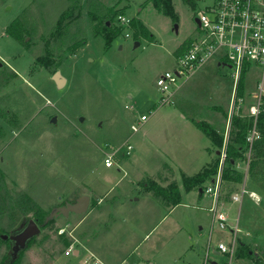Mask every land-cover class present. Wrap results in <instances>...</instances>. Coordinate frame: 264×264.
Wrapping results in <instances>:
<instances>
[{
	"label": "rangeland",
	"instance_id": "rangeland-1",
	"mask_svg": "<svg viewBox=\"0 0 264 264\" xmlns=\"http://www.w3.org/2000/svg\"><path fill=\"white\" fill-rule=\"evenodd\" d=\"M77 3L82 16L60 34V15ZM213 3L196 0L191 6L173 0L175 21L148 0H0V263L11 256L14 244L3 235L34 219L41 232L12 264H229L218 244L232 245L234 236L236 252L245 241L264 264V201L251 200L255 194L264 197V175L252 180V153L235 164L243 173L242 182H223L221 209L228 215L227 228L207 209L213 197L196 189L184 192L180 177L199 172L217 158L218 146L194 121L209 122L227 143L232 115L251 117L260 68L245 73L240 95L239 87L234 89V68L224 60L220 66L210 62L181 89L185 101L158 103L157 78L175 69L178 57L199 34L198 14ZM117 4L115 10L130 22L124 26L114 16L113 24L122 30L107 46L104 36L93 32L88 13L93 6L107 15ZM17 17L24 21L22 40L6 32ZM132 19H141L149 31L140 40ZM41 56L53 63L37 64ZM58 69L66 78L62 87L53 79ZM156 103L158 111L153 113ZM141 114L149 118L132 138V155L119 157L120 170L105 167L104 150L129 135L131 122ZM166 163L176 169L184 192L177 207L148 189L154 180L164 186L176 183L163 180L170 175ZM244 185L243 202L232 201ZM85 194L91 197L86 212L60 215L41 226L39 218L49 216L54 207ZM63 227L67 229L61 233ZM71 244L77 255L66 254ZM255 263L236 254L231 262Z\"/></svg>",
	"mask_w": 264,
	"mask_h": 264
},
{
	"label": "built area",
	"instance_id": "built-area-1",
	"mask_svg": "<svg viewBox=\"0 0 264 264\" xmlns=\"http://www.w3.org/2000/svg\"><path fill=\"white\" fill-rule=\"evenodd\" d=\"M117 19L126 25L130 19L124 14H118ZM199 34L191 40L185 52L176 61L174 70H167L157 78V86L162 93V102H174L173 90L180 80L188 79L197 69L215 58L226 61L234 68V89L237 90L242 73L260 68L261 74L257 81L259 92L255 95V102L249 107V115L255 119L253 126L247 133L249 144V157L252 146L261 134L257 126V118L264 103V0H214L211 6H206L198 14ZM147 114L137 116L130 124V134L122 141L114 142L103 153V164L107 168L121 167L119 157L132 155L134 144L132 138L140 131L148 120ZM227 143L220 151V164L214 180L207 184L204 191L213 197L209 211L213 220L219 222L221 228H227V213L221 209V196L223 192V169L227 159ZM250 159L248 160L249 164ZM245 185L239 192L232 195V201H243L246 193ZM251 195V193H250ZM66 227L61 228L64 233ZM237 231V225L231 232ZM232 245L220 242L218 248L225 253L230 263L236 254L235 242ZM66 254L74 253L75 247L71 244Z\"/></svg>",
	"mask_w": 264,
	"mask_h": 264
},
{
	"label": "trees",
	"instance_id": "trees-1",
	"mask_svg": "<svg viewBox=\"0 0 264 264\" xmlns=\"http://www.w3.org/2000/svg\"><path fill=\"white\" fill-rule=\"evenodd\" d=\"M94 2V0H91ZM153 7L160 13L170 16L175 21H178V14L175 10L173 0H148ZM185 3L195 6L196 0H184ZM119 4V3H118ZM109 9V14L98 13L95 7L92 6L88 13L89 20L93 23V32L95 34H101L106 40L107 46H109L113 40L121 33L122 27H117L113 24V19L118 12L115 10L116 6ZM82 16V6L80 4H73L68 7L67 10L62 12L57 23L56 28L60 30V34H63V29H69L71 23L79 19ZM110 21V24H108ZM131 24L133 27H139V32H136L137 39L140 40V35L147 34L148 29L143 25L141 19H132ZM24 31V21L20 17H17L6 29V32L16 39L22 40ZM84 41H78L74 43L72 49H78ZM189 45V44H188ZM187 45V47H188ZM36 63L48 67L53 61L50 58L41 56L38 57ZM245 71L239 80V94L243 95V88L245 82ZM238 89V88H237ZM238 94V95H239ZM239 95V96H240ZM255 119L253 117L242 118L240 115L233 114L231 117V136L227 142V159L229 165L225 166L223 169V180L224 182H234L239 184L243 180V173L235 167L238 160L246 159V152L248 151L249 144L247 142V133L249 129L254 124ZM257 126L260 131V138L256 139L252 146V157L249 161V173L252 175V180H257L261 174L264 175V103L262 105V110L257 118ZM195 125L207 135L212 143L218 146L221 150L224 145L225 136L217 131V129L207 121L195 120ZM220 154H217L216 160L207 164L193 176H188L186 174L182 175L183 188L185 191L189 192L191 190H198L199 192L204 191L206 185L211 183L218 173L220 164ZM255 179H254V178ZM226 186V183H225ZM236 188L235 185L231 187ZM149 190H154L156 198H161L165 203L170 206H175L179 204L182 200V189L178 183H173L168 186L161 185L156 181L148 184ZM261 191H264L263 187L260 186ZM229 193V190L227 194ZM47 217L42 216L39 218L40 224L43 227H47L51 220L46 221ZM236 255L238 258H247L256 264H263V260L260 257V253L256 251L249 243L240 241L239 247L237 249ZM16 259L11 256L5 257L0 264H12Z\"/></svg>",
	"mask_w": 264,
	"mask_h": 264
},
{
	"label": "water",
	"instance_id": "water-1",
	"mask_svg": "<svg viewBox=\"0 0 264 264\" xmlns=\"http://www.w3.org/2000/svg\"><path fill=\"white\" fill-rule=\"evenodd\" d=\"M196 21L198 22V18H196ZM108 24H110V21H108ZM177 28V25H176ZM139 42L137 41L135 43V46H138ZM2 63H0V66ZM53 79L57 83L59 87H62L65 82L66 78L63 76L61 70H56L53 74ZM55 118H53V121H55ZM84 118L81 117L80 120L82 121ZM220 154V151L218 152ZM91 197L88 194L79 196L75 202H66L64 205L54 207L50 213L49 216H47L46 221H49L55 217H58L60 215L68 216L71 212L73 213H84L88 210L90 205ZM41 232V227L34 219H29V221L25 224V226L19 230L18 232L7 235L4 234L3 238L8 239L10 238L13 240L14 244L12 247V257L13 259H16L19 252L24 249L28 242ZM210 264H219L218 262L211 261Z\"/></svg>",
	"mask_w": 264,
	"mask_h": 264
},
{
	"label": "crops",
	"instance_id": "crops-1",
	"mask_svg": "<svg viewBox=\"0 0 264 264\" xmlns=\"http://www.w3.org/2000/svg\"><path fill=\"white\" fill-rule=\"evenodd\" d=\"M215 59H217V58H215ZM215 59H213L212 61H210V62H214V61H218V66H220L221 65V63H222V59L220 60V59H217V60H215ZM210 62H208V63H206L205 65H207V64H209ZM205 65H203V66H201L199 69H197L195 72H197L198 70H200L202 67H204ZM210 65H211V63H210ZM209 66V65H208ZM194 72V73H195ZM247 72V71H246ZM193 73V74H194ZM192 74V75H193ZM191 75V76H192ZM191 76L188 78V79H182L181 81H180V83L178 84V86L177 87H175L174 88V90H173V94H172V97H173V99H174V103L172 104V105H175V104H177V103H179V99H181V100H183V101H185V99H186V94L184 93V92H182L181 93V89L187 84V82L191 79ZM161 94V96L159 97V99H158V103L160 104V106H165V104H164V102H162L161 100H160V98L162 97V93H160ZM160 101V102H159ZM184 104V103H183ZM156 105H157V103L155 104V106H153V110H152V112L154 113V112H157L158 111V108H156ZM163 113V115H164V111L162 112ZM173 116V114H167V115H165V117L166 118H169V117H172ZM184 118H188V116H184V115H182ZM190 119L192 118V117H189ZM198 128V127H197ZM208 148V147H207ZM135 149V148H134ZM220 150H216V154H218V152H219ZM208 164H210V163H208ZM166 169H168L170 172V175L169 176H166L165 177V179L163 178V180L164 181H176V183H178V178H177V176H174V175H176V173H175V171H176V169L174 168V166L171 164V163H166ZM117 169L118 170H120L118 167H117ZM202 170V169H201ZM198 173V172H197ZM125 174H127V172H125ZM184 173H181L180 174V177H181V179H182V175H183ZM186 174V173H185ZM196 173H194V174H192V175H188V174H186V175H188V176H193V175H195ZM174 176V177H173ZM154 181H157V180H154ZM192 191V190H191ZM184 192H187V191H185L184 190ZM184 192L182 191V200H181V202L179 203V204H177V205H175L174 207H177L178 205H181L182 204V201H183V194H184ZM190 192V191H189ZM203 192V191H202ZM202 192H199V193H202ZM203 196H204V194H203ZM245 197V196H244ZM244 197H243V199H244ZM251 200H254L256 203H262L263 201H264V197L261 195V194H255V197H253ZM243 202V201H242ZM231 203V202H230ZM228 204V203H227ZM209 206V205H208ZM229 207H231V205L229 206ZM205 208H207V206L205 207ZM208 210H209V208H207ZM223 241V240H222ZM242 241V240H241ZM245 242V241H244ZM247 243V242H246ZM137 249H138V245L134 248V252H136L137 251ZM219 250V249H218ZM217 249H215L214 250V252L215 253H219V251H218ZM132 251V252H133ZM76 255L79 253V251L75 248V252H74ZM101 256V255H100ZM102 257V256H101ZM100 258V257H99ZM126 260H129V257L127 256L126 257ZM250 260V259H249ZM108 261V260H107ZM215 262H218V261H216V260H214ZM251 261V260H250ZM205 262V261H204ZM110 263V262H109ZM219 264H221L220 262H218ZM111 264V263H110ZM119 264V263H118ZM124 264V263H123ZM136 264H140L139 262L138 263H136ZM151 264H153V263H151ZM204 264V263H203ZM256 264V263H255Z\"/></svg>",
	"mask_w": 264,
	"mask_h": 264
},
{
	"label": "flooded vegetation",
	"instance_id": "flooded-vegetation-1",
	"mask_svg": "<svg viewBox=\"0 0 264 264\" xmlns=\"http://www.w3.org/2000/svg\"><path fill=\"white\" fill-rule=\"evenodd\" d=\"M61 206V205H60ZM18 232V231H17ZM16 233V232H15ZM14 243V242H13Z\"/></svg>",
	"mask_w": 264,
	"mask_h": 264
}]
</instances>
